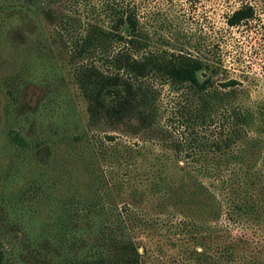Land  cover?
<instances>
[{
    "label": "trees",
    "instance_id": "1",
    "mask_svg": "<svg viewBox=\"0 0 264 264\" xmlns=\"http://www.w3.org/2000/svg\"><path fill=\"white\" fill-rule=\"evenodd\" d=\"M67 1L47 0L40 12L37 0H0V57L24 47L26 57L53 64L62 41L90 120L151 142L96 148L103 166L126 174L109 185L94 179L80 211L70 218L73 210H63L55 241L52 229L21 214L0 221V264H264V106L249 102L237 80L217 86L198 57L150 50L138 0H96L91 21L71 7L95 1ZM255 11H235L229 27ZM7 140L28 146L16 129ZM245 221L253 237L238 234ZM10 226L20 227V245Z\"/></svg>",
    "mask_w": 264,
    "mask_h": 264
},
{
    "label": "rangeland",
    "instance_id": "2",
    "mask_svg": "<svg viewBox=\"0 0 264 264\" xmlns=\"http://www.w3.org/2000/svg\"><path fill=\"white\" fill-rule=\"evenodd\" d=\"M37 1L40 12L50 6L47 0ZM93 1L94 7L85 2L84 7V3L72 6L71 12L91 21L99 15L97 4L101 5ZM138 1L150 50L198 57L213 70L217 86L237 80L247 90L249 102L264 106V0ZM51 6L62 10L59 3ZM246 6L255 8V19L238 28L229 27V17ZM40 15L48 31L50 26ZM63 46L62 41H56L53 64L37 62L31 54L26 57L24 47L17 58L6 54L0 57V196L4 200L0 203V221L21 214L30 222L36 221L38 230L44 226L52 229L54 241L65 228L64 223L60 224L63 210H73L70 218L80 211L77 202L93 194L94 179L101 177L109 185L114 175L126 174L124 167L103 166L96 148L137 147L145 140L151 142L129 129L114 131L90 120L88 104L66 66L68 55ZM11 129L26 139V149L9 145ZM110 136L115 141L110 142ZM125 200V196L119 198L120 203ZM246 222L238 234L253 237V225ZM55 224L59 228H54ZM8 228L20 245V227ZM61 252L51 250L54 257ZM25 264L33 262L27 258Z\"/></svg>",
    "mask_w": 264,
    "mask_h": 264
}]
</instances>
